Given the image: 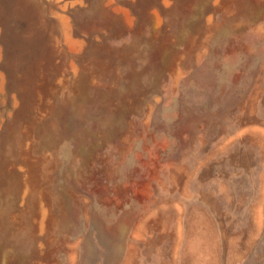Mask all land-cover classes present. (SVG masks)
I'll list each match as a JSON object with an SVG mask.
<instances>
[{"label": "rangeland", "instance_id": "374dc122", "mask_svg": "<svg viewBox=\"0 0 264 264\" xmlns=\"http://www.w3.org/2000/svg\"><path fill=\"white\" fill-rule=\"evenodd\" d=\"M0 264H264V0H0Z\"/></svg>", "mask_w": 264, "mask_h": 264}]
</instances>
